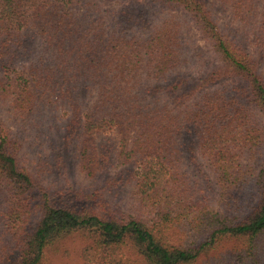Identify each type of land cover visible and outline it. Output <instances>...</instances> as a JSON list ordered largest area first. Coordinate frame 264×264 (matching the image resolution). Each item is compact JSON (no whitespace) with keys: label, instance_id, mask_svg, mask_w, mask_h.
Returning <instances> with one entry per match:
<instances>
[{"label":"trees","instance_id":"16d2710c","mask_svg":"<svg viewBox=\"0 0 264 264\" xmlns=\"http://www.w3.org/2000/svg\"><path fill=\"white\" fill-rule=\"evenodd\" d=\"M217 1L229 22L210 0H0V108L18 128L66 116L52 160L0 116V264H56L75 236L79 264H264V0ZM188 21L216 55L199 77L172 73ZM72 143L87 176L134 182L130 212L103 190L53 197Z\"/></svg>","mask_w":264,"mask_h":264},{"label":"rangeland","instance_id":"374dc122","mask_svg":"<svg viewBox=\"0 0 264 264\" xmlns=\"http://www.w3.org/2000/svg\"><path fill=\"white\" fill-rule=\"evenodd\" d=\"M85 1L87 0H81V2L75 6L77 13L83 11ZM129 1L130 0H103L107 7H120L127 4ZM210 1L217 10L220 21L223 23L229 22L228 15L218 6V1ZM231 25L237 26V24ZM241 30L240 34L245 36L251 48L255 50V42L258 35L257 27L254 26V28H252L248 26L246 29ZM182 35L184 40L182 60L172 73L194 77L202 76L207 69L214 64L216 55L209 43L202 37L199 29L192 22L188 21L183 23ZM88 91L89 93H86L85 99L91 102L97 96L96 91L93 87L89 88ZM62 112H64L62 109H52L42 106L28 119V121L23 122L21 127L19 126L18 128L16 123H14L15 120H11L8 116L5 107L0 108V116L3 121L7 122L15 129L22 128L26 131L27 138L24 141L25 145L22 151L26 159L36 158L38 155L43 157L42 160L53 159L58 149L62 146V130L66 120V116ZM64 164L65 167L62 169L55 165L57 173L53 172V174H48L46 177L47 180L44 181V185H48L47 188L59 202L72 203L75 200L76 191H94L97 189L103 190L105 198L117 209L124 212H130L132 210L134 204V182L121 180L119 184H108L117 174L116 168L112 167L107 171L99 173L95 177L87 176L80 169L79 156L75 143L67 146ZM64 169H66V174L61 175L60 171H64ZM203 169L206 171V176H204L205 174L200 168L186 165V170H188L192 178H196L201 174H204L202 176L205 177L206 180L213 178L207 165H204ZM54 180L58 181L56 185L53 182ZM214 203V205H218L216 200ZM80 246L81 240L78 236L68 238L66 244L62 246L63 252L57 255L56 264H79ZM66 252L67 254H65Z\"/></svg>","mask_w":264,"mask_h":264}]
</instances>
